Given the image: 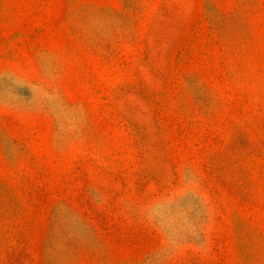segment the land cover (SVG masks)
Wrapping results in <instances>:
<instances>
[{
	"label": "rangeland",
	"instance_id": "obj_1",
	"mask_svg": "<svg viewBox=\"0 0 264 264\" xmlns=\"http://www.w3.org/2000/svg\"><path fill=\"white\" fill-rule=\"evenodd\" d=\"M0 264H264V0H0Z\"/></svg>",
	"mask_w": 264,
	"mask_h": 264
}]
</instances>
